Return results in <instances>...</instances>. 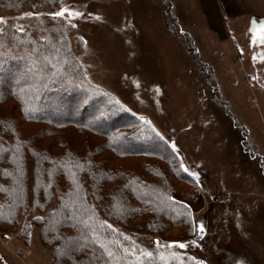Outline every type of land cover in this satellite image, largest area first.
<instances>
[{
  "label": "rangeland",
  "instance_id": "1",
  "mask_svg": "<svg viewBox=\"0 0 264 264\" xmlns=\"http://www.w3.org/2000/svg\"><path fill=\"white\" fill-rule=\"evenodd\" d=\"M54 1L57 11L66 6L81 13L71 19L66 13L60 19L86 80L107 97L109 110H123L142 125L140 129L132 122L134 127L123 133L127 145L133 137V144L146 152L117 157L106 150L100 158L108 159L113 169L136 172L148 180L149 166L161 167L174 188L172 200L190 208L196 226L194 231V226L171 224L162 237L139 235L119 225L122 232L144 250L159 247L158 259L161 253L175 251L184 264H264V43L253 41L252 30L264 18L242 16L248 10L258 16L264 12L255 13V6L243 0ZM53 9L46 7L40 15L49 18ZM25 12L31 10L0 11V17L19 27L29 19ZM8 108L20 118L16 102ZM19 123L20 129L26 126L27 135L35 131L32 124ZM37 126L38 131L46 129L44 124ZM59 131L53 135L65 140L69 132L77 131L79 144L85 142L83 152L87 142L93 149L106 142L78 130ZM152 134L163 144L149 146ZM164 141L176 153L177 168L148 155L165 154ZM185 168L196 176L190 178ZM55 206L53 201L43 213L28 208L19 224L0 221V264H55L54 247L42 239V216ZM178 243L187 247H167Z\"/></svg>",
  "mask_w": 264,
  "mask_h": 264
},
{
  "label": "trees",
  "instance_id": "2",
  "mask_svg": "<svg viewBox=\"0 0 264 264\" xmlns=\"http://www.w3.org/2000/svg\"><path fill=\"white\" fill-rule=\"evenodd\" d=\"M46 7L55 12L58 6L54 0H0V11L6 13L16 14L23 9L41 13ZM25 21L23 32L10 23L0 36V221L19 224L28 208L32 213H43L55 201L57 206L42 216V239L54 247L55 264H106L107 257L94 242L92 228L100 241L121 257V246L142 248L119 225L139 235L158 237L171 224L193 229L190 208L168 199L174 188L161 167L150 165L147 173L152 180H148L136 172L113 169L108 159L100 158L106 150L117 157L146 152L140 150L141 145L133 144V137L127 145L123 133L134 127L132 122L140 129L142 125L123 110H109L107 97L92 88L71 50L62 19L43 14ZM53 63L57 69L52 68ZM12 101L19 108V119L8 108ZM3 110L7 113L2 114ZM20 121L35 127L32 135L25 133L26 126L19 128ZM37 124L46 125V129L38 131ZM108 127L112 129L108 131ZM64 129L103 137L106 142L94 149L87 142L83 152L85 142L79 144L81 136L74 137L77 131L69 132L66 140L53 135ZM134 131L143 136L140 130ZM161 140L153 135L149 146L162 145ZM163 148L165 154L148 151L149 157L177 168L176 153L166 143ZM139 218H143V224L134 223ZM102 221L116 224L117 229L113 225L115 231L106 225L101 227ZM157 249L151 251L154 257L150 264H162ZM120 264L127 262L121 259Z\"/></svg>",
  "mask_w": 264,
  "mask_h": 264
},
{
  "label": "snow or ice",
  "instance_id": "3",
  "mask_svg": "<svg viewBox=\"0 0 264 264\" xmlns=\"http://www.w3.org/2000/svg\"><path fill=\"white\" fill-rule=\"evenodd\" d=\"M67 13V16L69 19L73 17H79L81 15L78 11H72L70 8L66 6H62L58 11L51 12L49 15H51L53 18H64L65 14ZM40 13H33V12H25V17H33V16H39ZM95 19H100V17H95ZM7 22L4 20L3 17H0V36H2L6 30ZM73 27L75 25H72ZM19 32L24 31L23 25H20L17 29ZM253 41L254 42H260L264 43V23H261L259 27L254 24L253 25ZM47 59V58H45ZM255 59V57H254ZM261 59H264V56L261 57ZM51 63V61H49ZM53 69H57V64H52ZM173 150H175V145H173ZM181 167L183 165L181 164ZM185 172H189L187 168L184 169ZM190 175L193 177L196 176L195 173L189 172ZM2 190V189H0ZM168 199H172V197H168ZM83 223L87 224V221H82ZM107 226L109 229H112V225L107 224L106 221L101 222V227ZM196 230V226L194 225V231ZM199 233L202 235L204 233V226L200 224L198 226ZM112 231H115V229H112ZM92 235L95 238L94 242L98 244L99 248L103 250L104 256L107 257L106 264H120L121 259H124L127 264H150V261L153 259L154 254L150 251L144 250V249H137L136 247L127 248V247H119V251L123 253V256H119L116 251H114L109 244H104L100 241V238L98 236V233L96 232L95 228H92ZM125 239H129L128 237H125ZM158 243V242H157ZM192 244L195 245L196 241L193 240ZM168 248L178 247V248H186L187 245L184 243H178V244H169L167 245ZM134 257L133 260H128V257ZM159 259L162 262V264H171V261H175V264H184L183 256L175 251H172L168 253L167 256H165L163 253L159 255ZM194 259V258H189ZM196 264H204L203 261H196Z\"/></svg>",
  "mask_w": 264,
  "mask_h": 264
},
{
  "label": "crops",
  "instance_id": "4",
  "mask_svg": "<svg viewBox=\"0 0 264 264\" xmlns=\"http://www.w3.org/2000/svg\"><path fill=\"white\" fill-rule=\"evenodd\" d=\"M246 4H247V2L249 1V5H251L250 7L252 8V6H255V13H260V12H264V0H253L252 2H256V4L255 3H253L252 4V2H251V0H243ZM245 4V5H246ZM249 7V8H250ZM240 8H242V6L240 7ZM250 8V9H251ZM253 10L251 11V10H248V12H244L243 14L244 15H242L243 17L244 16H250L251 18H254V19H263L264 18V15L263 16H258V15H253ZM242 16H238V17H236L237 19H240V17L241 18H243Z\"/></svg>",
  "mask_w": 264,
  "mask_h": 264
}]
</instances>
